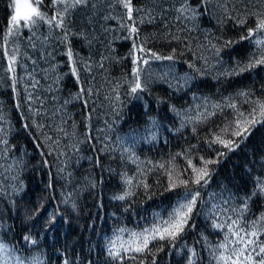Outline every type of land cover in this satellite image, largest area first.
Masks as SVG:
<instances>
[{
	"label": "trees",
	"instance_id": "trees-1",
	"mask_svg": "<svg viewBox=\"0 0 264 264\" xmlns=\"http://www.w3.org/2000/svg\"><path fill=\"white\" fill-rule=\"evenodd\" d=\"M11 4L0 0V264H219L239 247L227 225L264 214V65L239 71L264 50V31L245 38L264 0H132L133 20L89 0L65 13L66 41L43 22L5 39ZM193 168L208 173L200 184ZM189 191L183 231L152 239Z\"/></svg>",
	"mask_w": 264,
	"mask_h": 264
},
{
	"label": "snow or ice",
	"instance_id": "snow-or-ice-1",
	"mask_svg": "<svg viewBox=\"0 0 264 264\" xmlns=\"http://www.w3.org/2000/svg\"><path fill=\"white\" fill-rule=\"evenodd\" d=\"M89 0H51V5L56 7L57 5L63 6L59 10H57L56 15L48 16L47 13L42 12L40 10V5L42 4V0H12V4L10 7L13 9L12 14L9 19V28L7 34L5 35V39L10 35H18L21 27L34 29L41 22L46 23L52 28H58L63 31L64 40H67L69 35L66 24H65V13L69 12V9H74L78 7H83L88 5ZM115 3L118 4L125 10L126 16L128 20H133V7L132 0H115ZM188 8H182L180 11H188ZM136 11H141V9H136ZM259 16L256 27L254 29H249L247 34V39H250L253 35L264 31V13L256 14ZM112 17H105V19H111ZM143 23V19L140 21ZM244 21H240L243 23ZM122 27L128 28L130 34H138V29L133 23L132 26H128L121 23ZM256 43L258 45H264V40H257ZM134 50L136 45L134 43ZM140 51H144L143 48L139 49ZM66 55L68 56V61L72 64L70 68V73L75 75L77 81H79V72L77 67L75 66V60L73 56V52L69 47ZM155 53H152V56H155ZM159 58V57H157ZM167 59H172L171 56L167 57ZM146 62V61H144ZM15 63V55H13L10 59L9 70L12 71V64ZM133 63L136 64L137 60L134 58ZM256 65H264V50L260 53V58L254 61H250V63L244 67H241L239 71H246L248 68L254 67ZM103 67V65H101ZM133 75L135 77L134 86L132 87V91L135 92L137 89L141 88V83L139 81V69H133ZM81 93L85 90L81 88ZM90 91V90H89ZM259 108V115L261 118H264V103L257 102ZM243 117V114H240ZM257 109L254 108L252 112L249 114L248 119H238L235 124V128L232 132L234 136H241L248 132V126L251 124H255L257 122ZM224 147H228L229 150H232L231 146H235L232 140H218ZM6 143V142H5ZM223 155V153H221ZM191 163V162H189ZM206 163H212V161H206ZM193 171L197 173L194 183L200 184L201 180L207 176V172L204 170H197L193 168ZM182 183L187 184L188 181H182ZM258 188L253 192V195H256L257 192L260 194H264V181H258ZM174 187V185H172ZM199 195L198 192L191 193L190 191L186 193L185 200L186 203H179L176 208L169 214V218L167 220H162L159 226L151 229L150 235L152 239H156L157 237L161 240L165 239V237L175 238L180 232L183 231L184 225L187 223L189 214L193 210V206L196 203V198ZM124 197H119V199H123ZM247 205L245 204V209ZM237 220H231V223L227 225L228 230L232 233L233 236L236 237L233 242L235 245L239 247H233L228 255H224L223 253L218 257L219 264H264V241L259 240V234L261 230L264 229V214L261 215L259 225L257 221H252L249 228H245L240 226L238 228H234V225H237ZM217 227H224V225H217ZM146 232L148 230H145ZM141 244L142 246H138L135 248V251L141 252L148 246L149 243V235H143ZM27 240L28 237H25ZM228 237H225L227 240ZM220 249H227L228 245L225 243H221L219 245ZM254 254V255H253ZM235 257V259H234ZM243 258V260H241ZM191 264V262H190Z\"/></svg>",
	"mask_w": 264,
	"mask_h": 264
},
{
	"label": "bare ground",
	"instance_id": "bare-ground-1",
	"mask_svg": "<svg viewBox=\"0 0 264 264\" xmlns=\"http://www.w3.org/2000/svg\"><path fill=\"white\" fill-rule=\"evenodd\" d=\"M205 78L203 80H205ZM14 227H15V231L18 232L19 231V226L17 224H15Z\"/></svg>",
	"mask_w": 264,
	"mask_h": 264
}]
</instances>
